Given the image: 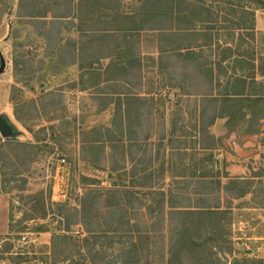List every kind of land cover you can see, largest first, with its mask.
<instances>
[{
  "label": "rangeland",
  "instance_id": "rangeland-1",
  "mask_svg": "<svg viewBox=\"0 0 264 264\" xmlns=\"http://www.w3.org/2000/svg\"><path fill=\"white\" fill-rule=\"evenodd\" d=\"M167 3L0 0V51L7 61L0 116L15 131L10 140L0 134V188L10 203V226L0 236L2 264L264 260V238L247 239L264 237V170L251 178L226 171L234 143L258 134L264 141V20L248 34L232 21L243 15L231 13L236 0H178L182 16L189 11L198 24L213 21L195 36L182 32L167 40L176 28L189 26L185 17L148 11L170 10ZM46 11L70 18L31 21L29 15ZM206 28H214L210 39ZM171 44L206 46L181 56L173 80L179 86L172 85L161 52ZM221 61L231 69L239 62L255 65L256 85L249 84L253 66L237 71L248 85L232 90L241 100L235 104L217 106L192 94L194 83L202 86L210 76L207 66L225 81ZM187 72L193 76L186 78ZM226 87L225 81L221 89ZM206 175L215 187L221 182L207 202L220 199V209L171 213L169 204H198L195 192L203 186L197 180ZM132 184L146 192L167 190L164 208L157 210L151 195L134 199Z\"/></svg>",
  "mask_w": 264,
  "mask_h": 264
},
{
  "label": "trees",
  "instance_id": "trees-1",
  "mask_svg": "<svg viewBox=\"0 0 264 264\" xmlns=\"http://www.w3.org/2000/svg\"><path fill=\"white\" fill-rule=\"evenodd\" d=\"M36 1V0H35ZM41 1V0H39ZM163 2H165L166 4H168L167 2L171 3V9H164L163 6H160L159 9H149L148 11L152 12L150 14H152V16L154 17H169L172 19H177L180 17H185L188 21H189V26H187L186 28H176V30H174V33L171 34H167L166 39L170 40L169 38H178V34L180 35V33H184V35H188L189 37L195 36L196 34L194 32H198L199 26L205 25L207 23H211L213 20H203V22H200V24H198L199 22H196L195 20H193L191 17L188 18L189 15V11L187 12L186 16H182L183 14L180 11V8H176V4L175 2H177L178 0H162ZM227 1V0H226ZM238 2V4H231L234 5L233 8H231V13L234 16H237L238 14H243L242 16H239V18L237 20H232L233 23L235 25H238V27L240 29H243L245 31L252 34H255L256 32V11L259 8H263L264 7V0H236ZM152 4V3H151ZM169 6V5H168ZM49 6H45V9H47ZM208 10V9H207ZM210 11V10H209ZM43 12V11H41ZM35 13L32 15H29L31 18L32 22L35 23H40L41 25H47L49 23H65L69 20L70 15L69 14H64V15H58V16H53L50 15L46 12L44 13ZM192 14V12H190ZM217 17H216V20ZM202 28V27H201ZM208 29V32L206 37L210 39V36H212V29L214 28H206ZM182 31V32H181ZM233 33L230 34V36H232ZM162 36V34H161ZM242 38V37H241ZM190 46H182L179 44H171L170 47L168 48H162L161 52L162 53H166L167 56V61H166V69H169L170 71V77L169 79L172 81V85L175 86H179L180 84H174L173 80H175L174 76L176 77V73L177 71L176 69V65L179 61V59L181 58V56H184L185 52L188 53H193V52H198V49H203L204 44H189ZM207 45V44H206ZM212 46V45H211ZM209 46V47H211ZM213 49V48H211ZM216 50H219L216 49ZM229 52V54H232L233 50H227L225 54H227ZM186 56V55H185ZM252 56V55H251ZM163 57V56H162ZM229 57V56H228ZM252 58V57H251ZM250 58V59H251ZM225 59V58H224ZM223 59V60H224ZM166 60V59H165ZM222 60V61H223ZM218 62L217 63V67L221 68L222 71L224 72L225 76V81H226V89H221L223 87V82H225L224 80H222L220 77H217L216 75H214V69L215 67H205L206 71L210 72V76H207V78H203V85L201 86L200 83L195 84L194 83V88H195V96H201L202 98H204V100L208 99V101H211V103H214L215 105H225V104H235L237 102H240L241 100H239V97L232 92L233 89H244L246 85H248L247 82V76L246 75H238L237 71L243 70V67H250L252 69L253 66V70L254 72H252L251 74L248 75V77L250 79H252V82L249 84H253L256 85L257 84V80H256V73H255V65H253L252 63H235V66L231 69L230 67H225L223 66V62ZM236 62V61H235ZM215 65V64H214ZM187 76L186 78H189L190 76H193V74L187 72L186 73ZM212 74V75H211ZM178 79V78H177ZM259 83V82H258ZM261 83V82H260ZM204 86H208V92H201L202 91V87ZM184 87V86H183ZM233 87V88H232ZM186 94L189 93V90H185ZM239 95V94H238ZM245 97L248 98V96L246 95ZM244 97V98H245ZM250 102H252V104L254 103H259L260 104V99L258 100V98H248ZM243 101V100H242ZM234 116V115H233ZM9 140L11 139L10 137L8 138ZM181 177V176H180ZM184 177V176H182ZM198 185L203 186V190L199 191L196 189L195 194L198 197V204L196 205H191V206H181V205H168L171 213L172 211H175V213H179V214H191V213H203L204 211H214L217 209H220V204H221V200L217 198L218 202L216 204H208V200L209 197H211L210 195L215 191V189H220L221 186V182H217L218 184L215 185L214 180L211 176H200V178H198L197 180ZM115 186H117V183H115ZM123 186L126 187V184H123ZM134 190L132 191V193H130L128 190V192L130 194L133 195L134 199H142L141 197L143 196V199L148 197L149 195H151L152 200H154V202L156 203V209L161 210L164 208L165 206V202L167 201L168 197H169V193L167 190H158V188H155L152 192H146L145 190H141L140 189V185L139 184H132L131 185ZM112 192V190H111ZM127 192V191H126ZM0 193H3L1 188H0ZM152 193V194H151ZM4 194V193H3ZM201 195V196H199ZM142 199V200H143ZM61 205V207L63 208V205L66 206V204H59ZM159 205V206H158ZM204 210V211H203ZM10 218V217H9ZM10 226V225H9ZM40 231H46V229L44 227H42L41 229H39ZM90 232H94L92 229L90 230ZM1 236V235H0ZM247 262L248 260H241V261H237V262ZM257 262V261H255ZM260 264H264V260H261L260 262H258Z\"/></svg>",
  "mask_w": 264,
  "mask_h": 264
},
{
  "label": "crops",
  "instance_id": "crops-1",
  "mask_svg": "<svg viewBox=\"0 0 264 264\" xmlns=\"http://www.w3.org/2000/svg\"><path fill=\"white\" fill-rule=\"evenodd\" d=\"M264 20V12L261 14L256 11V30L259 29L258 23ZM182 32V31H181ZM258 68V64H257ZM257 76V74H256ZM257 78V77H256ZM235 146H238L237 148H233L230 157L226 159L227 165H226V171L229 172V175L235 176L240 175L241 171L246 174L245 176L251 177H258L260 174H262L264 167L261 166L262 161H264V141L261 139V137L258 136H247L245 143H234ZM243 145V146H242ZM254 146L255 149L252 152H249L250 146ZM245 146L246 150H243ZM211 149V148H208ZM248 150V151H247ZM218 151H221V149H218ZM222 156L226 157L222 151L220 153ZM229 160H232V163L229 162ZM233 161H235L233 163ZM240 162V163H238ZM256 170V172H254ZM249 172V173H248ZM261 172V173H260ZM242 176V175H241ZM182 178V177H177ZM222 186V185H221ZM9 199L8 197L0 193V207L3 209V216L4 220L1 221L3 224V228L0 230V235H4L7 233L9 229V223H10V211H9ZM264 237L258 236V235H252L249 236L247 239H262ZM0 264H2V261L0 260Z\"/></svg>",
  "mask_w": 264,
  "mask_h": 264
},
{
  "label": "water",
  "instance_id": "water-1",
  "mask_svg": "<svg viewBox=\"0 0 264 264\" xmlns=\"http://www.w3.org/2000/svg\"><path fill=\"white\" fill-rule=\"evenodd\" d=\"M6 67L7 61L3 53L0 51V76L5 72ZM0 134L3 138H9L15 135V131L9 121L3 116H0Z\"/></svg>",
  "mask_w": 264,
  "mask_h": 264
},
{
  "label": "built area",
  "instance_id": "built-area-1",
  "mask_svg": "<svg viewBox=\"0 0 264 264\" xmlns=\"http://www.w3.org/2000/svg\"><path fill=\"white\" fill-rule=\"evenodd\" d=\"M63 162H65V159L63 160Z\"/></svg>",
  "mask_w": 264,
  "mask_h": 264
}]
</instances>
